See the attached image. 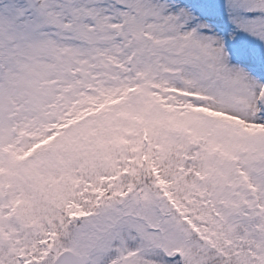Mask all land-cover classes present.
<instances>
[{
    "label": "snow or ice",
    "instance_id": "6c2138e0",
    "mask_svg": "<svg viewBox=\"0 0 264 264\" xmlns=\"http://www.w3.org/2000/svg\"><path fill=\"white\" fill-rule=\"evenodd\" d=\"M0 264H264V0H0Z\"/></svg>",
    "mask_w": 264,
    "mask_h": 264
}]
</instances>
